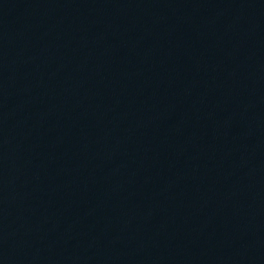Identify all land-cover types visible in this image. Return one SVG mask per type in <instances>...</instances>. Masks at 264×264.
I'll list each match as a JSON object with an SVG mask.
<instances>
[{
    "label": "water",
    "instance_id": "1",
    "mask_svg": "<svg viewBox=\"0 0 264 264\" xmlns=\"http://www.w3.org/2000/svg\"><path fill=\"white\" fill-rule=\"evenodd\" d=\"M0 264H264V0H0Z\"/></svg>",
    "mask_w": 264,
    "mask_h": 264
}]
</instances>
